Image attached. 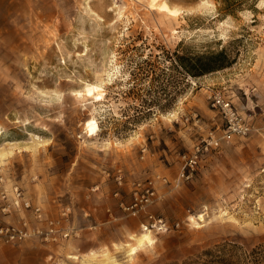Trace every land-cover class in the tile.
Segmentation results:
<instances>
[{
	"label": "rangeland",
	"instance_id": "374dc122",
	"mask_svg": "<svg viewBox=\"0 0 264 264\" xmlns=\"http://www.w3.org/2000/svg\"><path fill=\"white\" fill-rule=\"evenodd\" d=\"M179 57L220 66L191 76ZM214 96L249 131L186 179L182 156L226 129ZM0 152V198L17 186L40 209L0 199V224L42 234L0 247L35 242L42 264H201L235 246L225 259L247 264L264 247V0H0ZM145 225L152 243L130 256Z\"/></svg>",
	"mask_w": 264,
	"mask_h": 264
},
{
	"label": "built area",
	"instance_id": "2783aa9c",
	"mask_svg": "<svg viewBox=\"0 0 264 264\" xmlns=\"http://www.w3.org/2000/svg\"><path fill=\"white\" fill-rule=\"evenodd\" d=\"M213 104L214 106L220 108L222 113L224 114V118L226 119V129L224 130L221 138L217 139L210 137L208 141H204L202 147L200 148L195 147V149L190 154H184L182 156L183 172L181 173V176L185 177L186 179H188L191 176L192 172L197 168L200 157L204 152H207L209 148L216 150L220 147L221 140L228 142L233 135L235 134L246 135L249 131L248 126L242 122L238 114L232 109L229 102L225 101L220 96H214ZM11 194L12 197L10 202L7 201L6 199L7 195L5 194V192L1 194L0 199L1 201L5 202V204H2L1 206V211L3 213L9 212L12 206H14L15 208L31 211L36 219H40V209L36 207H32L30 202L24 197L21 190L17 186L11 187ZM153 194H154L153 191H150L147 188L145 194L141 197V199L145 203H147L151 199ZM134 206H136V204ZM149 226L152 229L156 228L160 232H166L167 230V227L162 222V220L154 221ZM149 226L145 225L143 228L146 230L148 229ZM55 228H56V223L50 221L48 223V232H46V235L54 236V234L56 233ZM41 235L42 234L38 229L27 227L25 222H23L18 227L3 226L0 224V243L3 242L7 244L19 243L29 238L38 237V236L41 237ZM67 236H68L67 233H64L62 235L63 238H66Z\"/></svg>",
	"mask_w": 264,
	"mask_h": 264
},
{
	"label": "trees",
	"instance_id": "16d2710c",
	"mask_svg": "<svg viewBox=\"0 0 264 264\" xmlns=\"http://www.w3.org/2000/svg\"><path fill=\"white\" fill-rule=\"evenodd\" d=\"M178 62L181 67L191 76H199L217 69L220 64L209 58L198 57L193 59L178 58ZM176 63V62H175ZM145 102V101H144ZM222 248V249H221ZM235 246L231 247L230 250L224 249L223 247L218 248L217 251H209L204 253L202 256L205 257L201 264H230L229 260H226L227 252L234 251ZM222 252V253H221ZM200 257L196 260H189L183 262V264H199ZM243 260L249 264H264V247H257L253 249L249 254L244 256Z\"/></svg>",
	"mask_w": 264,
	"mask_h": 264
},
{
	"label": "crops",
	"instance_id": "0c3cea01",
	"mask_svg": "<svg viewBox=\"0 0 264 264\" xmlns=\"http://www.w3.org/2000/svg\"><path fill=\"white\" fill-rule=\"evenodd\" d=\"M35 242H25L17 247H0V264H42L44 251Z\"/></svg>",
	"mask_w": 264,
	"mask_h": 264
},
{
	"label": "bare ground",
	"instance_id": "6f19581e",
	"mask_svg": "<svg viewBox=\"0 0 264 264\" xmlns=\"http://www.w3.org/2000/svg\"><path fill=\"white\" fill-rule=\"evenodd\" d=\"M152 2V5L153 3H156L157 0H151ZM157 7H159L160 9L168 12L169 14H171L172 16H176L177 15V11L176 10H170L164 3H161L159 5H157ZM4 154L3 152H0V157H2ZM198 219H201L203 220V217L202 215H199L198 216ZM146 231H148L147 233H142L139 235V237H137L136 241H137V244H136V247L132 248L130 251V256L134 255L136 253V250H138L137 246H142L143 244L147 243V244H151L152 243V239H151V236H150V232L151 230H148L146 229Z\"/></svg>",
	"mask_w": 264,
	"mask_h": 264
}]
</instances>
